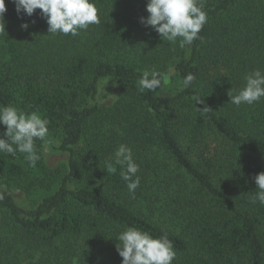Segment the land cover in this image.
Returning a JSON list of instances; mask_svg holds the SVG:
<instances>
[{"label":"trees","instance_id":"1","mask_svg":"<svg viewBox=\"0 0 264 264\" xmlns=\"http://www.w3.org/2000/svg\"><path fill=\"white\" fill-rule=\"evenodd\" d=\"M93 2L100 23L71 36L5 0L0 106L45 118L68 159L48 165L40 140L34 168L23 153H0V264H122L116 239L128 227L167 234L172 264H264V205L252 203L264 97L237 106L229 96L264 63V0H201L207 23L184 48L141 23L148 0ZM145 70L160 73L155 91L139 89ZM103 80L116 88L109 104ZM121 144L139 165L134 193L114 164Z\"/></svg>","mask_w":264,"mask_h":264},{"label":"clouds","instance_id":"2","mask_svg":"<svg viewBox=\"0 0 264 264\" xmlns=\"http://www.w3.org/2000/svg\"><path fill=\"white\" fill-rule=\"evenodd\" d=\"M18 14L32 16L37 9L46 18L49 34H64L77 36L80 30H86L90 25L100 23L98 9L93 0H13ZM147 17H141V23L151 26L162 38L170 43H176L184 48L194 40L200 39V32L207 23V13L201 0H148ZM7 11L5 0H0V18L4 20ZM23 23V29L28 28ZM195 77L189 73L183 79V87L188 88ZM245 85L238 94L229 90L230 102L234 105L242 103L253 104L264 97V73L256 69L244 77ZM160 73L156 70H145L138 80L140 91H155L161 86ZM197 103H202L197 98ZM0 125L6 126L0 132V153L15 155L25 154V160L31 167H36L41 159L37 152L35 140L42 142L46 153L55 143L49 137L48 121L36 112L24 113L16 107L0 106ZM114 164L120 165L121 178L127 183L130 193H134L140 185L137 175L139 165L135 162L133 152L127 145L121 144L114 153ZM107 171L116 172L112 163ZM258 192L252 199L264 205V171L255 177ZM117 240V251L123 258L122 264H172L176 252L167 234L153 237L135 227L122 231Z\"/></svg>","mask_w":264,"mask_h":264},{"label":"rangeland","instance_id":"3","mask_svg":"<svg viewBox=\"0 0 264 264\" xmlns=\"http://www.w3.org/2000/svg\"><path fill=\"white\" fill-rule=\"evenodd\" d=\"M250 68L252 69L250 72L259 69L261 70L262 73H264V63L262 62H259L258 65L253 64V67ZM99 98L101 103H105V104L112 103V101L116 98V88L112 81L103 80L101 82ZM106 128H108V126H106ZM52 140H54L55 143L51 146L48 152L46 153L44 152L46 162L48 165L52 167L63 166L68 159V153L60 149L59 141H56L55 139ZM15 197L17 202L24 208H30L34 204L30 199L26 198L25 195H23L22 193H15ZM21 257L23 258L24 255H22ZM18 262L20 263L21 260L19 259Z\"/></svg>","mask_w":264,"mask_h":264}]
</instances>
